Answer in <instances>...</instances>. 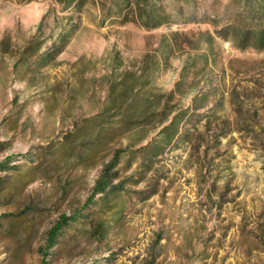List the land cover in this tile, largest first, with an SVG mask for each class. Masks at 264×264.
I'll return each mask as SVG.
<instances>
[{"label":"rangeland","instance_id":"1","mask_svg":"<svg viewBox=\"0 0 264 264\" xmlns=\"http://www.w3.org/2000/svg\"><path fill=\"white\" fill-rule=\"evenodd\" d=\"M0 264H264V0H0Z\"/></svg>","mask_w":264,"mask_h":264},{"label":"trees","instance_id":"2","mask_svg":"<svg viewBox=\"0 0 264 264\" xmlns=\"http://www.w3.org/2000/svg\"><path fill=\"white\" fill-rule=\"evenodd\" d=\"M111 180L108 178L107 174L103 175L102 177H100V179L97 182L96 185V189L99 191H105L107 189V187L110 186ZM75 217V216H73ZM68 221H61L59 224L55 225L52 230H51V237L55 238L56 236H58L63 227L66 225Z\"/></svg>","mask_w":264,"mask_h":264}]
</instances>
